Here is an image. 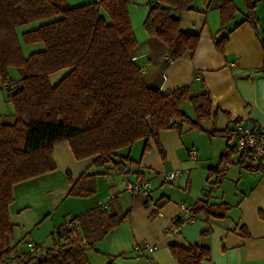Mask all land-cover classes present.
<instances>
[{"label": "trees", "instance_id": "16d2710c", "mask_svg": "<svg viewBox=\"0 0 264 264\" xmlns=\"http://www.w3.org/2000/svg\"><path fill=\"white\" fill-rule=\"evenodd\" d=\"M202 1L205 11L218 10L220 31L234 20L235 0ZM128 2L98 0L67 7L63 0H0V89H5L14 108L13 122L0 125V264L19 253L25 256L20 264H90L88 252L130 218L131 211H123L116 197L106 203V209L96 206L66 220L71 227L65 222L57 228L50 248L36 246L34 255L16 252L18 244L14 243L8 212L13 202L12 188L55 170V144L67 142L76 160L96 157L95 167L122 173V162L116 161L118 151L144 141L146 153L151 141L163 160L161 132L181 131L183 124L189 131H201L200 124L212 116L207 92L194 96L189 87H181L162 94L145 83L142 67L132 56L138 44ZM192 3L154 0L148 9L144 29L148 38L165 48L168 63L198 47L199 35L185 34L180 23V16L191 10ZM245 3L244 22L257 31L255 1ZM101 9L108 19L100 14ZM33 23L40 24L22 34V40L25 44L41 43L43 50L24 57L16 29ZM227 42L226 37L214 42L219 54H224ZM261 44L264 52V32ZM10 67L17 70V81L10 80ZM62 69L69 72L51 86L49 76ZM260 71L264 75V66ZM186 103L192 107L194 120L182 112ZM232 155L233 150L227 147L222 158L228 160ZM67 178L70 197L87 198L96 191L95 174L86 172L75 182L69 175ZM192 206V214L206 221L223 220L230 210L225 203L211 204L206 199ZM169 251L177 264H202L210 259V250L203 246L171 245Z\"/></svg>", "mask_w": 264, "mask_h": 264}, {"label": "crops", "instance_id": "0c3cea01", "mask_svg": "<svg viewBox=\"0 0 264 264\" xmlns=\"http://www.w3.org/2000/svg\"><path fill=\"white\" fill-rule=\"evenodd\" d=\"M251 1H255L257 31L244 22L245 0H235L237 13L224 31H220L218 10L205 11L202 0H193L180 23L185 34L199 35L194 52L168 63L167 51L155 40L147 38L144 46H137L132 56L142 67L145 83L162 94L181 87H189L194 96L207 92L212 103L210 120L200 124L201 131L161 132L163 160L151 141L146 153L144 141L118 151L116 161L122 162V173L95 167L96 157L76 160L67 142L55 144V170L12 188L8 212L14 243L19 244L16 252H25L27 242L46 245L66 220L106 204L112 194L117 195L123 211H131L130 218L88 252L90 264H177L169 251L171 245L208 248L210 259L202 264H264V172L247 171L236 165L238 159L222 158L231 146L228 132L236 123L256 131L264 129V75L260 71L264 66V0ZM153 4L154 0H148L147 10ZM223 37L228 42L222 55L214 42ZM184 106L182 112L192 120L194 114H186ZM190 149L197 153L195 163L188 159ZM223 163L231 164L226 173L214 172ZM86 172L96 175L95 193L87 198L68 196V175L75 182ZM174 172L179 176L168 184L172 186L161 187L166 184L161 175ZM107 174H113L112 183ZM121 179L150 181V205L119 194ZM199 199L229 205L227 217L206 221L199 215L195 223H181L176 232H168L170 223L182 219L180 206L193 205ZM156 209L161 216L154 215ZM204 232L207 234L202 235Z\"/></svg>", "mask_w": 264, "mask_h": 264}, {"label": "built area", "instance_id": "2783aa9c", "mask_svg": "<svg viewBox=\"0 0 264 264\" xmlns=\"http://www.w3.org/2000/svg\"><path fill=\"white\" fill-rule=\"evenodd\" d=\"M10 87V86H9ZM175 126V124H174ZM230 141L232 145L230 148L233 150L234 154H238V161L236 165L240 168L248 171H262L264 172V129L262 130H252L248 127L242 126L236 123L232 129L229 130ZM188 159L191 163H195L197 160V153L194 149L188 151ZM231 166L230 163H223L222 165L216 167L214 171L218 174H225L227 169ZM189 171H186L188 173ZM162 179L165 183L173 182L179 173H169L162 174ZM106 179L109 182H113V174L107 175ZM152 190V185L150 181L137 179L133 182H129L126 179H121V188L119 194H126L129 196H134L142 199L146 202V205H150V194ZM117 195H110L108 201H113ZM101 209H106L107 205H99ZM193 206L190 204H182L180 206V212L182 214V223H195L196 216L192 214ZM155 216H161L159 211L156 209L154 211ZM67 227H71V223L66 221ZM180 224L170 223L167 227L168 232H176ZM26 252L29 255H34L36 252V246L33 243H25ZM40 247V246H39ZM41 248V247H40ZM148 252H153L154 248H147ZM25 256L23 253H19L18 257H8L5 259V264H20L19 262L24 260Z\"/></svg>", "mask_w": 264, "mask_h": 264}, {"label": "rangeland", "instance_id": "374dc122", "mask_svg": "<svg viewBox=\"0 0 264 264\" xmlns=\"http://www.w3.org/2000/svg\"><path fill=\"white\" fill-rule=\"evenodd\" d=\"M63 1L65 3V6H67V7H77V6H81L84 4L96 2L98 0H63ZM147 1L148 0H130L128 2V12H129V17H130V22H131L132 30H133V33H134V36H135V39L137 41L138 46H144V44H145L144 42L148 38L147 33H146L144 26H143L145 18L147 16V12H148ZM100 14L105 19H108L106 13L102 9L100 10ZM39 24L40 23L28 24L25 26L18 27L16 29V34H17V37L19 39L21 50H22L24 57H28L32 53L43 50V45L41 43L25 44L22 40V34L36 29L39 26ZM68 72H69V69H62V70L52 74L48 78L49 84L51 86L56 85L64 76H66V74ZM8 76H9L10 80H12V81H17L19 79L18 72L14 67L8 68ZM186 109H187V111H186ZM183 111L185 113L190 112V115H193V110H192L190 103L185 104ZM13 114H14V108H13L12 104L10 102H8V100H7L5 89H0V125L1 124H11L13 122ZM190 115H188V116H190ZM193 118H192V120H193ZM186 128H187V125L183 124L182 129H181L183 134H185L187 132ZM173 130L177 131L178 129H173ZM141 143H144V142L141 141ZM230 144L231 145L233 144L232 141H230ZM139 145H140V142H139ZM141 150H140V152H141ZM231 157L233 160H236V159H238L239 156H238V154H234ZM171 183L172 182L163 184L161 187H163V188L170 187L172 185H168V184H171ZM47 240H48V242L46 243V245L41 246L42 250L46 249V248H50L52 246L51 238L49 237Z\"/></svg>", "mask_w": 264, "mask_h": 264}]
</instances>
